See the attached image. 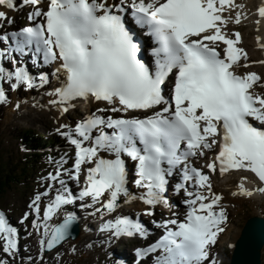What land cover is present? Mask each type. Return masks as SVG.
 Wrapping results in <instances>:
<instances>
[{"label": "snow or ice", "instance_id": "6c2138e0", "mask_svg": "<svg viewBox=\"0 0 264 264\" xmlns=\"http://www.w3.org/2000/svg\"><path fill=\"white\" fill-rule=\"evenodd\" d=\"M24 3L35 6L28 14L32 23L16 31L0 33V43L8 45L0 49V56L31 54L33 59L42 57L44 64L58 62L53 74L63 73L64 78L50 93L56 99L49 103L58 105L61 112L75 107L72 101L77 98L112 105L110 109L98 108L76 123L74 132L79 138H73L69 132L61 133L75 146L72 177L79 179L83 164L94 166L87 168L85 186L78 197H73L71 192L67 196L57 194L45 207L42 226L43 236L48 239H40L41 252L45 246L51 249L65 238L74 214L69 213L58 226L50 227L47 221L61 205L70 204L75 198L90 197L96 203L107 194L102 207L109 212L116 209L121 196L126 198L125 203L138 198L153 207L167 205L166 175L170 176L172 169L183 160L182 179L194 181L197 188L194 193H188L193 198L184 201L188 206L184 219L165 220L163 235L147 247L136 249V253L138 257L155 253L152 264H205L210 247L225 231L227 213L223 207L217 210L222 197L212 192L209 176L187 163L188 158L203 156V149H211L220 136L219 152L206 167L213 172L218 169L221 176L231 170H246L264 184V96L251 91L260 77L254 72L241 76L233 71L241 57L247 59V53L237 46L241 39L239 32L232 39L222 31V26L231 19L222 13L243 5L235 4L234 0H118L112 3L109 0H47L46 10H41V0H24ZM0 6L15 8L17 4L14 0H0ZM257 12L264 18V3ZM241 15L236 12L233 22L239 24ZM129 17L131 23L146 28V34L152 38L151 68L138 55L141 45L129 26ZM39 18L42 22H37ZM0 20L14 22L4 11H0ZM217 42L225 45L223 57L217 50ZM173 73L171 95L166 97L164 85ZM0 79H14L10 84L12 90L21 85L32 89L48 83L47 77L41 74L37 84L36 78L23 67L9 71L0 66ZM7 100L5 89L0 87V104ZM157 106L159 111L143 118L98 114L150 111ZM105 128L111 129V133L104 131ZM87 141H91L90 145L84 146ZM182 144L184 150L180 151ZM102 151L114 158H105L100 155ZM122 155L135 162L138 178L134 183L146 190L139 197L133 196L126 187ZM164 163L167 169L162 167ZM60 174L59 169L55 174L49 173V179L55 181ZM60 183L63 185L64 181ZM183 187V184L176 185L177 190ZM200 189H206L209 195ZM256 190L264 193V186ZM232 195L251 196L252 191L240 183ZM40 199L41 194H37L29 205L37 214ZM85 206L91 205H82ZM146 214L152 215V209H147ZM27 217L25 213L24 219ZM32 226L39 230L41 224L33 220ZM101 230H111V237L115 238L134 233L147 236L144 227L127 216L107 220ZM15 237L16 229L0 212L4 253L13 254L17 247ZM0 264L6 262L0 260Z\"/></svg>", "mask_w": 264, "mask_h": 264}, {"label": "rangeland", "instance_id": "374dc122", "mask_svg": "<svg viewBox=\"0 0 264 264\" xmlns=\"http://www.w3.org/2000/svg\"><path fill=\"white\" fill-rule=\"evenodd\" d=\"M23 10L28 12V9ZM10 12L13 13L12 16L17 14L12 10ZM25 20L20 22L17 21V23H14V26L11 27L20 26L27 22ZM257 66L259 67L260 65H256L255 69L258 68ZM49 88L46 87L45 89L47 90ZM45 89L38 88L32 92H30L32 89L25 91L22 88L8 90L7 103L0 104V152L5 159H14V157L18 155L21 150H27L26 147H28L31 142L29 143V141H26L24 138V136H26V130L30 129L38 136V142H36L37 140H33L32 143H41L42 137H54V128L63 125L55 119L51 112L40 110L39 107L34 108L30 106L34 103L39 104L40 95H36L39 94L41 90ZM259 91L262 95H264V85L259 88ZM17 104H19L18 108L16 107ZM10 109L12 111H10ZM81 112L82 106L80 104L76 105L73 111H68L65 115L67 120L66 123L69 121L68 118L71 119L74 114H79ZM29 134L32 135V133ZM30 148H32V151L34 148L36 149L33 145ZM37 148H41V146L39 145ZM42 150L46 152H52V150H54L57 152L59 149L54 144H51L49 146H45V149ZM56 159L57 158L55 156L54 158H38L37 169L32 171L28 178L23 179V183L18 184L0 196V207L11 216L14 222L19 223L18 216H22L28 212V202L43 191L44 187L48 184L47 181H51L48 175L58 169V166L53 164ZM130 176V174H127L126 176V178H129V184L127 183V186L133 184L132 182L130 183ZM88 199L89 198H87V200ZM75 205L78 206V204ZM92 206L96 209L100 208L98 207L100 206L98 203H91V207ZM60 209L61 206L55 211L54 216H51L56 218L57 221L64 215L63 210L65 208L62 206V211ZM227 209L230 215V221L225 231H231L233 228H239V226L241 227L249 216L254 215V212L251 210L247 202L241 203L237 206L229 201ZM87 211H91L93 216L94 213L90 208ZM133 211L137 210L135 209ZM139 212L144 214L142 211ZM78 213L79 215L77 217L80 222V233L75 239L64 241L48 253L41 252L39 243V231L43 229V226H41L39 230L36 228L31 230V235H24L22 238V244H20L21 248L15 250L12 255L4 253L2 250L3 243H0V260H3L8 264L10 262L11 264H112V259L114 260L115 257L114 255L120 253L121 249L128 250V246H130L128 250L129 261L131 260L132 248L139 244L136 238L125 239L123 236L120 238L114 237V239L104 238L109 237L110 234L100 237L102 233L99 232L100 221L98 220L99 223H95L93 221L94 219L91 220L90 215H86V211H78ZM93 217L96 218V215ZM142 220H146L145 215L142 217ZM42 222L43 218L41 219V224ZM218 240L219 241L214 247L213 253L220 260L218 264H227L230 256V248L225 240L220 238H218ZM26 244H28L27 251L22 248V246ZM263 260L264 247L262 250L261 264H263Z\"/></svg>", "mask_w": 264, "mask_h": 264}, {"label": "bare ground", "instance_id": "6f19581e", "mask_svg": "<svg viewBox=\"0 0 264 264\" xmlns=\"http://www.w3.org/2000/svg\"><path fill=\"white\" fill-rule=\"evenodd\" d=\"M234 3L237 5H243V7L242 8H229L227 10L228 12L227 15L225 13V15L227 16L226 19L228 18H231V19H228V23H226L224 27L228 28L229 25L232 28H234L235 26L241 27V29L243 30L241 31V38H242L241 43L243 46H246L250 49V54H251L250 58L252 60H257L256 62L260 64V66L259 67L257 66L258 68L256 69H258L262 73L263 78H264V74H263L264 63H260V61H264V47L259 46V45H264V18L260 17L257 12L258 7L262 3H264V0H234ZM0 10H3L5 12L7 11L4 6H0ZM236 12H240L242 14L241 21L239 24H236L233 22ZM9 13L13 15V13H11L10 11ZM257 21H259V23H257ZM258 37H259V41L257 40ZM247 64H249V62ZM248 66H249L248 67L249 69H254L253 68L254 64H249ZM61 75L62 73L54 75L52 78L50 88L47 90L46 89L41 90L39 94L36 95V96L40 95L39 104L34 103V104H31L30 106L34 108L39 107L40 110H43V111L46 110V111L51 112L56 120H58L61 124L65 125L67 122L65 115L67 113L65 114L61 112L60 107L58 105H52L49 103L50 100L55 99V96L50 95V93H52L54 88L57 87L58 83L61 82V79H62ZM251 90L254 91L255 93H259L258 90L255 89L254 86ZM83 101H84L83 102L84 104H81V106L83 108L85 107L86 111H90L92 109L90 108L91 107L90 105L96 104V102H92V101L90 102V99H87V100L84 99ZM72 103L77 104L78 102L74 100L72 101ZM102 104H107L109 106L108 103H102ZM116 106L118 107V105ZM10 111L12 110L10 109ZM230 178H231L230 176L223 175V176H219L218 178L213 179L215 190L219 192V195L222 197V200L220 202L221 205H228L229 201L236 204L237 206L240 205L241 203L247 202L251 210L254 212V215H258L262 217V219H264V193H261V192L259 194L255 193V194H252L251 196H240V195L233 196L232 193L234 191L232 187L230 186L231 184ZM127 188L129 189L130 193H132L133 196L135 197H139L141 195L140 190H143V188L136 186L134 183L130 184V186H127ZM106 197H107V194L101 197L100 200H98L96 203H93L90 197H85V198H89L88 200L92 204H97V203L101 204V202L105 200ZM125 199H126L125 197L121 196L117 201L116 209H114L111 212L103 208H100L101 211L99 212L96 211V208L92 209V212L94 213L93 216L96 215V217H98L97 219L100 221V226L107 220H113L117 216L124 215L127 210H131V209L144 210L150 207L148 205H145L138 198L133 199L128 203L124 202ZM167 205H169V201ZM54 222H55V218L51 217L48 221V225L51 226ZM241 228L242 226L241 227L239 226V228L238 227L233 228V230L231 229V231L230 230L225 231L222 234H220L219 238L222 240H225L230 246V248H232L235 240L239 237L241 233ZM103 232H105L104 234L105 236L110 234L109 230H103ZM39 236H41L40 239L42 237L44 239L46 238L43 236V233H39ZM263 264H264V260H263Z\"/></svg>", "mask_w": 264, "mask_h": 264}, {"label": "water", "instance_id": "95a60500", "mask_svg": "<svg viewBox=\"0 0 264 264\" xmlns=\"http://www.w3.org/2000/svg\"><path fill=\"white\" fill-rule=\"evenodd\" d=\"M64 222L62 219L55 226ZM78 233L77 221L73 219L66 230L65 238H75ZM264 245V219L259 216L248 217L241 228L239 237L235 240L230 250L227 264H261V254ZM52 247V248H53ZM45 252L50 250L45 246Z\"/></svg>", "mask_w": 264, "mask_h": 264}, {"label": "trees", "instance_id": "16d2710c", "mask_svg": "<svg viewBox=\"0 0 264 264\" xmlns=\"http://www.w3.org/2000/svg\"><path fill=\"white\" fill-rule=\"evenodd\" d=\"M25 133L26 136L24 138L29 143L31 142L26 151H20L14 159H5L0 152V196L12 187L23 183V179L28 178L31 172L36 169L38 158L44 156L43 152L30 150L32 145H38L37 143H32L33 140L38 142V136L35 132L28 129ZM29 133H32V135ZM51 140L50 138H42L41 144H48Z\"/></svg>", "mask_w": 264, "mask_h": 264}]
</instances>
